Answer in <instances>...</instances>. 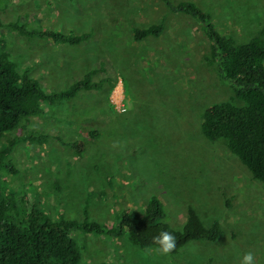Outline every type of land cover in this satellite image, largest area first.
Wrapping results in <instances>:
<instances>
[{
    "label": "rangeland",
    "instance_id": "obj_1",
    "mask_svg": "<svg viewBox=\"0 0 264 264\" xmlns=\"http://www.w3.org/2000/svg\"><path fill=\"white\" fill-rule=\"evenodd\" d=\"M191 1L224 37H264V0ZM89 34L77 46L26 39L5 27ZM0 40L18 73L28 71L46 93H57L94 71L98 89L80 91L29 117L0 137L18 140L0 171V190L20 208L32 205L55 221L112 226L123 210L140 214L156 196L164 221L180 230L192 207L205 227L218 221L214 243L192 241L174 254L140 250L125 237L72 232L79 264H264V188L223 142L206 141L204 111L221 102L240 106L206 58L200 25L166 11L159 0H0ZM162 24L159 37L135 42L132 29ZM42 143L19 140L27 134ZM81 142L79 153L68 144Z\"/></svg>",
    "mask_w": 264,
    "mask_h": 264
},
{
    "label": "trees",
    "instance_id": "obj_2",
    "mask_svg": "<svg viewBox=\"0 0 264 264\" xmlns=\"http://www.w3.org/2000/svg\"><path fill=\"white\" fill-rule=\"evenodd\" d=\"M159 1L168 13L189 17L200 25L209 42L207 64L214 65L218 77L231 87L235 99L242 103L237 106L221 102L208 107L200 124L203 138L209 142H223L227 151L264 188V37L237 43L231 37L220 35L209 14L193 2ZM5 27L23 38L46 39L59 45L77 46L89 39V34L29 29L19 20L6 23ZM162 31V24H154L134 28L131 33L133 41L139 42L159 37ZM93 74L94 71L87 72L63 91L46 93L29 77L27 70L17 72L0 40V137L17 129L23 120L43 113L42 103L55 104L73 98L80 91L98 89L101 82H92ZM19 140L42 143L45 138L29 133ZM17 142L9 140L0 149V171L8 175L17 173L8 159ZM68 146L79 153L83 144L75 142ZM164 218L161 202L151 196L140 214L123 210L110 227L89 221L85 208L81 221L61 217L52 221L36 205L20 208L12 195L0 190V264H79L81 250L69 237L72 232L125 237L130 245L146 250L158 249L153 237L168 231L175 237V247L167 253L170 255L189 242L214 243L222 235L218 221L205 227L192 207H187L180 230L171 228Z\"/></svg>",
    "mask_w": 264,
    "mask_h": 264
},
{
    "label": "clouds",
    "instance_id": "obj_3",
    "mask_svg": "<svg viewBox=\"0 0 264 264\" xmlns=\"http://www.w3.org/2000/svg\"><path fill=\"white\" fill-rule=\"evenodd\" d=\"M153 242L158 246V251L167 254L175 247V237L168 231H161L153 237ZM253 256L251 253H245L240 264H252Z\"/></svg>",
    "mask_w": 264,
    "mask_h": 264
}]
</instances>
